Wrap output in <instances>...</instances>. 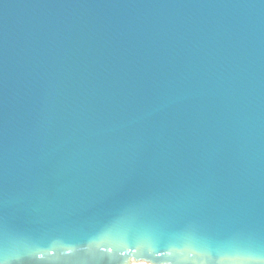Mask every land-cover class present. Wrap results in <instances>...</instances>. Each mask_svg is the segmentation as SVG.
Returning <instances> with one entry per match:
<instances>
[{"label":"water","instance_id":"obj_1","mask_svg":"<svg viewBox=\"0 0 264 264\" xmlns=\"http://www.w3.org/2000/svg\"><path fill=\"white\" fill-rule=\"evenodd\" d=\"M264 264V0H0V264Z\"/></svg>","mask_w":264,"mask_h":264},{"label":"rangeland","instance_id":"obj_2","mask_svg":"<svg viewBox=\"0 0 264 264\" xmlns=\"http://www.w3.org/2000/svg\"><path fill=\"white\" fill-rule=\"evenodd\" d=\"M130 264H150V263H145V262L131 260Z\"/></svg>","mask_w":264,"mask_h":264}]
</instances>
